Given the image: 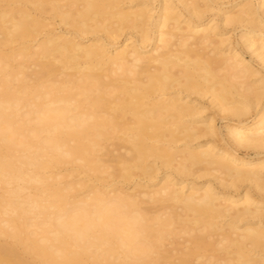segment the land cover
<instances>
[{
  "label": "bare ground",
  "instance_id": "1",
  "mask_svg": "<svg viewBox=\"0 0 264 264\" xmlns=\"http://www.w3.org/2000/svg\"><path fill=\"white\" fill-rule=\"evenodd\" d=\"M263 7L0 0V264H264Z\"/></svg>",
  "mask_w": 264,
  "mask_h": 264
},
{
  "label": "rangeland",
  "instance_id": "2",
  "mask_svg": "<svg viewBox=\"0 0 264 264\" xmlns=\"http://www.w3.org/2000/svg\"><path fill=\"white\" fill-rule=\"evenodd\" d=\"M237 1H243V0H237ZM245 1V0H244ZM252 2H253V4H255V5H258V0H251ZM236 2V1H235ZM234 2V3H235ZM230 5L231 4H227V5H224V6H222V7H230ZM227 11H234V9L233 8H229ZM260 12V14L263 16V18H264V7L263 8H261L260 10H259ZM65 33V32H64ZM236 33H240V29L238 30V31H236ZM230 37H232L233 39H237V36H236V34L235 33H231L230 34ZM147 49H150V47H148ZM221 125H223V123H219V126H221ZM252 156L251 157H256L254 154H251ZM71 167H66V168H64L62 171L63 172H66L68 169H70ZM166 171V170H165ZM163 176V172L160 174V177H162ZM80 177H77V179H79ZM68 180H71V177H69V178H67ZM75 179V178H74ZM126 187H125V189H128L127 191L129 192V193H136V192H139L138 190H141V189H143V188H135V187H133L131 184H127V185H125ZM135 188V189H134ZM156 188H158V187H155V186H150L149 188H144L143 190H153V189H156Z\"/></svg>",
  "mask_w": 264,
  "mask_h": 264
}]
</instances>
